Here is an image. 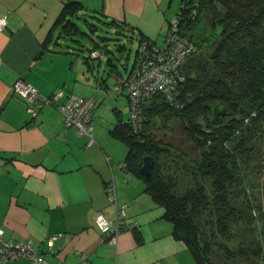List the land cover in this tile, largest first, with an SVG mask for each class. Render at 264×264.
<instances>
[{"label": "crops", "instance_id": "0c3cea01", "mask_svg": "<svg viewBox=\"0 0 264 264\" xmlns=\"http://www.w3.org/2000/svg\"><path fill=\"white\" fill-rule=\"evenodd\" d=\"M67 1L0 0V17L7 20L0 30V226L7 240H32L43 259L0 264H195L185 243L173 237L164 208L124 167L127 145L110 133L117 115L129 114L127 91L114 86L131 67L125 75L113 72L109 80L94 75V63L66 45L72 39L58 35L55 22ZM77 1L117 22L136 41L147 37L163 43L173 18L170 0ZM49 32L58 35V43L42 48ZM17 78L43 95L93 96V141L65 126L53 104H44L30 119L27 105L13 91ZM104 101L112 103L111 114H101ZM108 182L115 200L107 195ZM121 208L125 219L110 242L94 219L102 213L114 224Z\"/></svg>", "mask_w": 264, "mask_h": 264}, {"label": "trees", "instance_id": "16d2710c", "mask_svg": "<svg viewBox=\"0 0 264 264\" xmlns=\"http://www.w3.org/2000/svg\"><path fill=\"white\" fill-rule=\"evenodd\" d=\"M214 1L224 8L223 14L214 10ZM206 3L212 6L215 16L212 25L220 27L209 56L216 76L204 65L187 68V60L198 52L196 48L181 66L185 80L176 104L160 95L149 97L141 111L140 131L133 129L129 109L127 120L117 115L110 133L127 145L124 167L143 180L145 192L164 208L173 237L185 243L195 264H234L236 260L264 264V246L257 239L264 232L260 225L264 221V195H258L264 185L253 183L264 171L258 158L264 150L257 145L264 139V0H180L173 16L178 19L179 33L184 35L182 27L193 24ZM84 10L82 2L68 0L55 22L59 25L58 35L73 40L72 35L81 33L76 19ZM109 23L117 32L118 23ZM58 35L53 37L49 32L42 48L50 41L57 44ZM143 40L152 39L141 37L137 43ZM155 97L163 100L164 108L197 148L193 165L211 180L210 198L202 186L174 192L175 182L161 177L159 157L172 148L144 133L151 117L161 111L153 106ZM145 155L153 160L148 175L140 171ZM177 155L182 157L181 152ZM208 226L225 240L238 239V246L217 242L212 237L214 230L207 232ZM215 255L217 262L212 258Z\"/></svg>", "mask_w": 264, "mask_h": 264}, {"label": "rangeland", "instance_id": "374dc122", "mask_svg": "<svg viewBox=\"0 0 264 264\" xmlns=\"http://www.w3.org/2000/svg\"><path fill=\"white\" fill-rule=\"evenodd\" d=\"M168 6L169 18L176 15L179 10L180 0H170ZM215 11L223 14L224 8L216 1H214ZM215 12V14H217ZM93 13L90 10H85L79 14V18L76 19V23L80 27L81 33L72 35L73 40L66 39V45L72 46L74 52L83 56H88L90 64L94 63V75H97L99 79L106 78L109 80L113 75V72L118 71L120 74L125 75L127 70L131 67L134 54L137 48L136 39L130 38V36L121 29L118 28L116 32L114 26L109 22V19L103 16L97 15L91 16ZM212 6L209 3L199 11L197 18L191 22L188 28L182 27L184 36L192 39L198 52L192 55L187 61V68L190 67L193 70L198 65H204L209 70L210 74L215 75V71L212 69V62L209 58L211 54V48L215 39L217 38L220 27L218 25H212L215 16L212 15ZM95 48L98 51L103 52V56L100 58L91 59L89 57L90 50ZM108 59L110 61L108 62ZM108 62V63H107ZM92 69V68H91ZM93 70V69H92ZM105 79V80H106ZM109 101V100H106ZM129 101V100H128ZM155 108L161 110L158 114L151 117L148 124H146L144 133L154 138L155 140H162L164 143L169 144L172 148L169 153H162L159 157L160 175L164 180H173L175 182L174 192L180 193L186 188H194L202 186L207 197H211V180L202 176L200 172L194 167L192 158L196 157L197 148L192 144L191 140L186 137L182 131L181 125L177 123L175 118L168 113L164 108L163 100L159 97H155L153 100ZM150 103L147 104H151ZM101 102L100 105H104ZM106 105V104H105ZM101 114L105 115L107 112L111 114L112 103L106 105ZM152 107V106H151ZM94 110V109H93ZM100 116V114H96ZM128 117V114H124V119ZM168 145V146H169ZM259 149L264 150V139L262 142L257 143ZM182 153V157L177 154ZM264 154H260L261 165H264ZM253 183L258 185H264V171L255 177ZM260 197L264 195V190L259 191ZM264 200V199H262ZM238 199L236 200V202ZM261 230L264 231V221L261 222ZM214 227L208 226L207 232L212 233ZM214 240L219 243L229 244L232 247H237L239 240L231 238L225 240L218 233L213 232ZM260 245L264 246V232L257 235ZM215 262L218 261L217 255L212 257ZM247 261L236 260L234 264H247Z\"/></svg>", "mask_w": 264, "mask_h": 264}, {"label": "built area", "instance_id": "2783aa9c", "mask_svg": "<svg viewBox=\"0 0 264 264\" xmlns=\"http://www.w3.org/2000/svg\"><path fill=\"white\" fill-rule=\"evenodd\" d=\"M6 25V18L0 17V30ZM178 30V19L172 18L162 44H157L152 40L141 41L137 46V53L129 72L124 77H117L114 90L126 89L130 119L133 122L131 125L135 131L142 129L141 111L147 98L160 95L169 103L176 104V95L179 94V88L185 80L181 66L186 57L196 50L193 41L179 33ZM102 56V53L97 50H92L89 54L91 59ZM13 91L27 105L30 119L38 116L44 104H53L60 113L65 126L73 127L79 135H87L89 143L93 141L91 125L95 103L93 96L81 97L72 93L64 94L62 91L43 95L33 84L23 78H17L14 81ZM106 191L109 199L115 200V189L112 182L106 184ZM124 219L125 211L121 208L117 212L114 224L102 213H98L94 221L98 229L108 232L106 238L110 242H115L117 231ZM61 235V233L51 235L48 240H56ZM18 258H27L31 261L43 260L32 240H7L0 226V260L8 262Z\"/></svg>", "mask_w": 264, "mask_h": 264}, {"label": "water", "instance_id": "95a60500", "mask_svg": "<svg viewBox=\"0 0 264 264\" xmlns=\"http://www.w3.org/2000/svg\"><path fill=\"white\" fill-rule=\"evenodd\" d=\"M152 165H153L152 157L150 155H145L143 157V164L140 167L141 173L148 175Z\"/></svg>", "mask_w": 264, "mask_h": 264}]
</instances>
